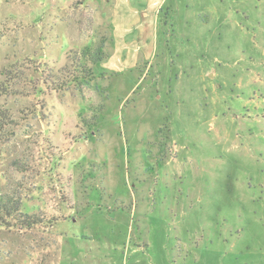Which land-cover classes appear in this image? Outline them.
I'll return each mask as SVG.
<instances>
[{
    "label": "rangeland",
    "instance_id": "obj_1",
    "mask_svg": "<svg viewBox=\"0 0 264 264\" xmlns=\"http://www.w3.org/2000/svg\"><path fill=\"white\" fill-rule=\"evenodd\" d=\"M114 4L0 0V264H264V0H167L154 51Z\"/></svg>",
    "mask_w": 264,
    "mask_h": 264
},
{
    "label": "crops",
    "instance_id": "obj_2",
    "mask_svg": "<svg viewBox=\"0 0 264 264\" xmlns=\"http://www.w3.org/2000/svg\"><path fill=\"white\" fill-rule=\"evenodd\" d=\"M110 2V0H105ZM115 2L111 17V35L113 41H121L123 46H142L154 41L153 51L157 48L159 38V16L167 0H113ZM124 62L134 67L139 58L148 61L153 55L142 53L133 55L121 51Z\"/></svg>",
    "mask_w": 264,
    "mask_h": 264
},
{
    "label": "trees",
    "instance_id": "obj_3",
    "mask_svg": "<svg viewBox=\"0 0 264 264\" xmlns=\"http://www.w3.org/2000/svg\"><path fill=\"white\" fill-rule=\"evenodd\" d=\"M73 56L72 65L75 71L68 73V75L71 76L69 79L68 76H64L63 79L59 80L58 78H55L53 73L49 75L54 89L60 90L65 84L71 82L82 83L89 81L93 76V72L88 66L101 65L108 58L109 53L104 50L102 46L96 45L94 47L84 46L79 52H75ZM4 91L6 92V89L2 88L0 85V92ZM1 125L2 121L0 122V127ZM21 210L22 202L19 198L13 197L9 194L0 195V220L3 224H10V221L14 220L16 217L24 219L28 218V216L22 213ZM26 226L30 225L27 223Z\"/></svg>",
    "mask_w": 264,
    "mask_h": 264
}]
</instances>
